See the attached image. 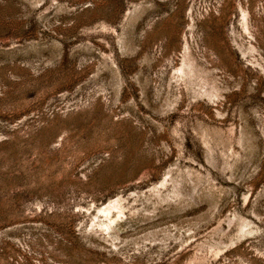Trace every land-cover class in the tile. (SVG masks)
I'll use <instances>...</instances> for the list:
<instances>
[{
  "label": "rangeland",
  "instance_id": "1",
  "mask_svg": "<svg viewBox=\"0 0 264 264\" xmlns=\"http://www.w3.org/2000/svg\"><path fill=\"white\" fill-rule=\"evenodd\" d=\"M0 264H264V0H0Z\"/></svg>",
  "mask_w": 264,
  "mask_h": 264
},
{
  "label": "bare ground",
  "instance_id": "2",
  "mask_svg": "<svg viewBox=\"0 0 264 264\" xmlns=\"http://www.w3.org/2000/svg\"><path fill=\"white\" fill-rule=\"evenodd\" d=\"M115 202H116V199H113V200L109 201L107 203V205L105 206V208H107V210H108L109 207H114L115 206Z\"/></svg>",
  "mask_w": 264,
  "mask_h": 264
}]
</instances>
